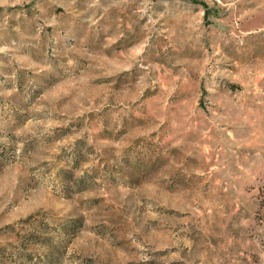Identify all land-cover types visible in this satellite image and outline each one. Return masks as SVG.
<instances>
[{
	"label": "rangeland",
	"instance_id": "1",
	"mask_svg": "<svg viewBox=\"0 0 264 264\" xmlns=\"http://www.w3.org/2000/svg\"><path fill=\"white\" fill-rule=\"evenodd\" d=\"M0 264H264V0H0Z\"/></svg>",
	"mask_w": 264,
	"mask_h": 264
}]
</instances>
